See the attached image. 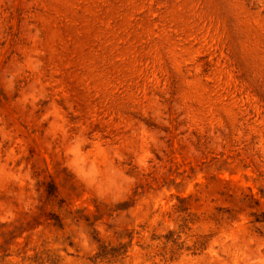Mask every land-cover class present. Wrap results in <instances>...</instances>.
Here are the masks:
<instances>
[{"label": "rangeland", "instance_id": "374dc122", "mask_svg": "<svg viewBox=\"0 0 264 264\" xmlns=\"http://www.w3.org/2000/svg\"><path fill=\"white\" fill-rule=\"evenodd\" d=\"M0 264H264V0H0Z\"/></svg>", "mask_w": 264, "mask_h": 264}]
</instances>
